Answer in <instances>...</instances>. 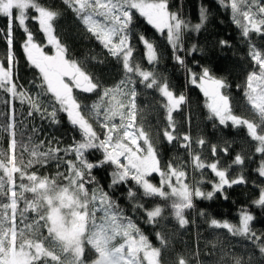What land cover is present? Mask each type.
<instances>
[{"label":"snow or ice","instance_id":"1","mask_svg":"<svg viewBox=\"0 0 264 264\" xmlns=\"http://www.w3.org/2000/svg\"><path fill=\"white\" fill-rule=\"evenodd\" d=\"M63 3L108 54L122 64L124 78L114 87H103L97 93L98 100L90 107H82L73 95V88L92 93L101 85L93 81L80 63L67 58V48L55 34L54 22L60 13L38 0H0V18L7 20V28L3 32L7 51L5 59L0 61V92L7 95L8 99L3 103L9 107V111L3 114L6 123L0 128L7 137L6 147L0 148V264H161V248L153 247L148 236L124 214L109 193L96 184L93 168L104 164L114 166L110 187L132 181L142 190L144 197L173 198L172 214L181 227L188 223L184 211L194 207L195 198L210 200L215 193H223L225 186L230 188L247 181L242 174L229 178L228 169L218 167V160L206 163L200 154L192 153L190 135L180 137L176 134L173 112L185 103L186 97L176 95L154 70H147L135 61V46L131 41L136 14L166 37L175 61L186 68L190 82L207 98L208 118L225 127L229 122L236 128L243 126L251 139L257 142L255 151L262 157L256 171L264 177V51L250 40V33L264 36V3L261 0H219L223 8L231 10L233 22L249 43L248 55L253 62V70L247 74L244 95L258 117L257 121L233 114L229 97L222 92L228 87L224 79L214 76L209 68H203L198 74L185 64L181 55L185 52L183 37L186 31L199 32L207 19V10L203 7L201 23L191 25L169 10L168 0H63ZM29 10L35 15L30 16ZM29 19L38 23L47 44L55 50L54 55H48L43 50L44 46L35 41L28 27ZM15 28L25 34L22 44L24 55L29 65L39 73V82L35 84L39 92L35 96L17 82L14 73L17 63L13 51ZM138 39L144 46L148 64L155 65L157 48L154 43L143 34H139ZM220 43L228 45L224 40ZM196 51L193 45L188 54ZM136 78L146 88H156L165 99L163 107L168 123L163 137L169 144L179 140L180 147L189 150L195 170L211 169L218 178L210 181L212 191L205 192L199 186H190L185 182V170L172 163L166 169L161 168L157 149L149 134L136 123ZM44 96L48 97L47 101L41 99ZM16 100L21 105H28V117L39 114L51 123H59V112L66 113L68 121L79 130L82 138L66 148L48 147L46 150H42L43 140L33 143L28 137L27 143L18 141ZM117 119L119 123H115ZM90 121L104 129L103 138ZM197 143L203 147L206 141L201 138ZM92 149L101 150L103 158L90 161L86 153ZM222 151L227 154L228 148L224 147ZM61 152L65 157L73 158L64 159L59 155ZM24 153L29 156L27 160ZM211 154L217 155L216 145L211 146ZM50 160L57 161V168L61 162L66 166V174L57 172V176L67 180L66 184H58L55 178L29 171L36 165H47ZM232 163L243 165L244 159L237 154ZM153 173L160 177L159 186L148 179ZM89 184L95 186L89 189ZM28 193L31 197L26 195ZM127 194L129 200L137 195L132 187L127 189ZM253 203L264 209V186L260 187L259 198ZM135 207L143 208V205L136 203ZM145 211V222L154 224L163 209L157 205ZM254 219L253 214L242 210L238 225L213 218L210 226L251 240L264 254V236L251 228ZM156 235L160 245L165 246V238L160 233ZM178 264L187 262L180 258ZM235 264H242L239 257L235 258Z\"/></svg>","mask_w":264,"mask_h":264},{"label":"trees","instance_id":"2","mask_svg":"<svg viewBox=\"0 0 264 264\" xmlns=\"http://www.w3.org/2000/svg\"><path fill=\"white\" fill-rule=\"evenodd\" d=\"M38 2L60 13L54 22L55 34L67 48V57L80 63L93 81L101 85V88L92 93L82 91L76 93V98L82 107H90L98 100L97 93L102 91L103 87H114L124 78L122 64L117 58L109 55L107 50L87 32L82 22L67 8L63 0H38ZM261 3H264V0H261ZM168 4L171 12L177 13L191 25L201 23L202 7L207 10V19L199 32L186 31L184 34L185 52L181 55L185 59V64L187 68L198 74L203 68H209L214 76L224 79L228 87L222 91L229 97L233 114L257 121L258 117L252 112L244 95L247 74L253 70V62L248 55L249 43L242 37L241 29L233 22L231 10L223 8L219 0H168ZM29 15L32 16L35 13L29 10ZM27 23L35 41L44 44L45 36L40 31L38 23L31 19ZM6 28V18H0V61L5 59L7 51V44L3 38ZM139 34L145 35L157 48L155 65L148 64L144 46L138 39ZM24 39L25 34L22 30L15 28L13 51L17 63L14 73L17 82L35 96L39 92V88L35 87V84L39 82V73L29 65L24 55L22 49ZM222 40L227 41L228 45H221ZM250 40L259 50L264 51V36L250 33ZM131 42L135 46L133 54L135 61L147 70H154L161 81H167L176 95L183 94L186 97L185 103L173 113L176 134L180 137L184 134L190 135L192 153L200 154L201 159L206 163L218 160V167L228 169L229 178L242 174L247 183L236 184L230 188L225 186L223 193H215L210 200L195 198L194 207L184 214L188 223L183 227L172 214L169 200L144 197L142 190L132 181H128L126 185L117 184L110 187L112 172L115 170L113 165L104 164L102 167L93 168L92 174L96 184L107 191L124 214L148 236L153 247L161 248L162 264H178L180 258H184L187 264H235L236 257L241 259L242 264H264V254L260 253L259 247L251 240L233 236L226 229L210 226V220L213 218L239 224L241 211L247 210L255 217L251 222V228L258 235L264 236V209L253 203L259 198L260 187L264 186V177H260L256 171L262 157V154L255 151L257 142L251 139L243 126L236 128L229 122L225 127L219 125L218 121L208 118L209 111L206 107L208 101L204 93L190 82L186 68L175 61L166 37L152 28L138 13ZM193 45L196 46L197 51L188 54V50ZM49 52V55L53 54ZM136 79L138 93L136 123L149 134L157 149L161 168L166 169V166L172 163L185 170L186 183L190 186H199L205 192L212 191L210 181H217L218 178L211 169L205 168L202 172L195 170L189 150L180 147L179 140L169 144L163 137V131L168 123L166 110L163 107L166 103L165 99L156 88L148 89L138 82L139 78ZM5 99H8L7 95L0 92V128L6 123V117L3 114L9 111V107L3 103ZM41 99L47 101L48 97L44 96ZM14 105L18 141L27 143L28 137L32 138L33 143L43 140L42 150H46L48 147L66 148L82 138L79 130L68 121L66 113L59 112V123H51L48 119L41 118L39 114L34 113L33 116L28 117L27 104L21 105L16 100ZM90 122L103 138L104 129L96 125L94 121ZM213 124L216 126L213 127ZM201 138L206 141L203 147L197 143ZM6 143V134L0 131V148L6 147ZM212 145L217 146L216 156L211 154ZM224 147L228 148L227 154L222 151ZM237 154L244 159L243 165L232 163ZM59 155L64 159L73 158L65 157L63 152ZM86 157L96 162L103 158V153L101 150L92 149L86 153ZM28 158V154L24 153V159ZM65 169L66 166L62 162L57 168V161L50 160L47 165H36L29 171H37L38 175L55 178L58 184L63 185L67 183V180L63 176H57V172L66 174ZM152 181L159 185V175L153 173ZM94 186L87 185L89 189ZM129 187L137 193L133 200L128 199ZM26 195L31 197L30 193ZM136 203L142 204L143 208L135 207ZM157 205L163 209L161 216L154 224L146 223L145 210H151ZM157 233L165 238V246L160 245ZM44 234L47 235L46 230Z\"/></svg>","mask_w":264,"mask_h":264},{"label":"rangeland","instance_id":"3","mask_svg":"<svg viewBox=\"0 0 264 264\" xmlns=\"http://www.w3.org/2000/svg\"><path fill=\"white\" fill-rule=\"evenodd\" d=\"M45 40H46V38H45ZM42 46H44L43 47V50L49 55V51H51V53H53V52H55V50L53 49V47L51 46V45H49V44H47V40L45 41V43L44 44H41ZM14 71H15V67H14ZM245 88H246V83H245ZM78 91H80L79 89H76V88H73V95L76 97V93L78 92ZM223 92V91H222ZM77 99V98H76ZM79 102V101H78ZM80 103V102H79ZM229 104H230V101H229ZM180 108V107H179ZM175 112V111H174ZM173 112V113H174ZM115 123H119V120L117 119L116 121H115ZM148 179L150 180V182H152L153 184H155L153 181H152V175L150 176V177H148ZM185 182H186V180H185ZM156 186H159V185H157V184H155ZM166 191L168 190L167 188L165 189ZM171 199H173V198H170V199H168L170 202H171ZM188 210L189 209H185V211H184V214L185 213H187L188 212ZM238 225V224H237ZM86 255H89V258H91V255H90V253H88L87 251H86ZM162 264V263H161Z\"/></svg>","mask_w":264,"mask_h":264},{"label":"water","instance_id":"4","mask_svg":"<svg viewBox=\"0 0 264 264\" xmlns=\"http://www.w3.org/2000/svg\"><path fill=\"white\" fill-rule=\"evenodd\" d=\"M55 54V52L52 54V55H54ZM67 56V55H66ZM68 58V57H67Z\"/></svg>","mask_w":264,"mask_h":264}]
</instances>
